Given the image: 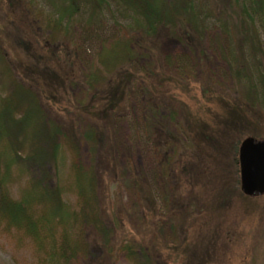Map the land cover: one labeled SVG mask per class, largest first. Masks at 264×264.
Instances as JSON below:
<instances>
[{"label": "rangeland", "instance_id": "obj_1", "mask_svg": "<svg viewBox=\"0 0 264 264\" xmlns=\"http://www.w3.org/2000/svg\"><path fill=\"white\" fill-rule=\"evenodd\" d=\"M45 3V8L51 9ZM19 4L17 0L14 8L0 6V39L8 67L0 64V97L11 90V75L36 86L33 91L40 96L46 123L60 124L75 136L83 165L89 168L94 164L102 217L117 230V238L123 237L126 229L138 235L136 240L145 237L141 245L160 253L155 264H264V195L243 194L239 167L241 142L248 136L264 137V115L245 98L248 79L243 76L237 84L232 70L237 64L230 54L237 53L238 44L221 23L210 17L206 30L193 35L192 46L163 30L155 52L172 61L183 59L187 66L180 71L162 63L161 74L150 71L147 80L142 84L138 80L134 86L137 91L141 85H150L151 102L161 105L166 115L176 110L168 121L182 128V192L168 200L165 187L156 181L162 168L154 143L142 130V98L131 97L129 110L120 108L124 115L116 118L105 109H109V100L117 97V76L94 90L86 83V73L92 70L99 51L119 38L112 13H107L104 32L89 39L82 32L87 17L84 10L75 28L72 53L60 55L70 59L60 63L55 58L58 54L39 48L42 41L27 26L30 19ZM217 5L220 8L219 2ZM260 32L264 46V29ZM259 60L264 63L263 57ZM260 71L264 73V64ZM254 72L258 74L256 68ZM87 124L98 131L95 147L80 137ZM64 148L63 177L68 181L73 154L68 145ZM143 185L147 191L153 188L155 196H138ZM14 194L19 195L17 187ZM66 199L71 205L76 203L73 195ZM174 222L179 223L176 228ZM172 229L181 230L174 233ZM105 255L101 248H93L83 264H132L122 253L109 261ZM42 257L34 241L22 232L0 228V264H40Z\"/></svg>", "mask_w": 264, "mask_h": 264}, {"label": "trees", "instance_id": "obj_2", "mask_svg": "<svg viewBox=\"0 0 264 264\" xmlns=\"http://www.w3.org/2000/svg\"><path fill=\"white\" fill-rule=\"evenodd\" d=\"M46 1L51 9L45 8ZM46 1L19 0L18 6H24L25 16L30 19L27 26L41 39L39 48L58 54L55 58L60 63L70 59L60 55L69 53L74 46L75 28L84 10L87 17L82 32L89 39L104 32L107 13H112L119 26V38L99 51L92 70L86 73V83L94 90L97 85L113 81L112 77L117 76L114 86L117 97L109 100V109H105L116 118L124 115L120 108L129 110L131 97L142 98V130L154 143L162 168L161 178L156 181L165 187L168 200L179 197L182 192V128L168 121L174 116L172 113L176 115L174 108L166 115L161 105L151 102L153 89L150 85L139 86V91L134 88L138 80L142 84L149 78L150 71L161 74L162 63L180 71L187 66L188 62L183 59L172 61L169 56L161 58L155 52L163 30L192 46L193 35L199 36L206 30L210 17L221 23V28L239 45L237 53L230 54L237 64L236 68L232 65L237 84L243 76L248 79L245 98L255 109L259 106L264 115V73L260 71L264 63L259 60V56L264 58L260 32L264 29V0ZM218 2L220 8H217ZM4 3L14 8L17 0H0V6H5ZM2 44L0 39V64L5 63L8 68ZM78 49L77 46L73 49L75 57ZM18 78L11 75L8 85L11 90L6 97H0V228L22 232L32 239L37 252L43 253L40 264H83L93 248H101L108 261L122 253L132 264H155L160 253L157 248L141 245L145 237L136 240L138 235L126 229L124 236L117 238V230L106 224L94 164L89 168L83 165L77 138L64 131L60 124L46 123L40 96L33 91L36 86ZM71 80L75 82V78ZM145 94H150V98ZM80 137L93 147L99 140L98 131L91 124L84 127ZM65 145L73 154L68 181L63 177ZM17 184L19 195L16 197L14 186ZM148 189L144 185L138 188V196H155V190ZM67 195L76 198L74 205L69 204ZM178 225L174 222L172 226ZM179 230L172 229L174 233Z\"/></svg>", "mask_w": 264, "mask_h": 264}, {"label": "water", "instance_id": "obj_3", "mask_svg": "<svg viewBox=\"0 0 264 264\" xmlns=\"http://www.w3.org/2000/svg\"><path fill=\"white\" fill-rule=\"evenodd\" d=\"M240 186L244 195H264V137H246L239 147Z\"/></svg>", "mask_w": 264, "mask_h": 264}]
</instances>
